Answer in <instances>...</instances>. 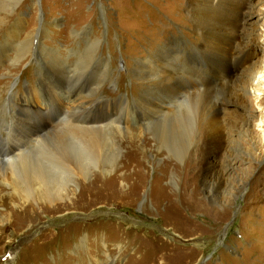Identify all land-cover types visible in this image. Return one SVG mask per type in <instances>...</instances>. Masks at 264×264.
<instances>
[{
    "label": "rangeland",
    "instance_id": "1",
    "mask_svg": "<svg viewBox=\"0 0 264 264\" xmlns=\"http://www.w3.org/2000/svg\"><path fill=\"white\" fill-rule=\"evenodd\" d=\"M176 1L0 0L5 21L0 26V98L7 101L10 96L14 104L28 108L31 121L14 127L17 133L11 139L12 146L24 149L16 138L27 135L28 139L35 127L53 129L57 112L43 117L41 111L53 103L60 109L68 108L84 96L70 94L50 70L43 78L38 77V68L50 64L44 52L36 55V63L29 56L15 62L12 44L36 34L41 26L45 32L41 42L55 53L53 62L75 63L79 59L76 55L88 48L86 42H101L97 56L107 61L113 76L110 74L112 78L107 81L111 84L100 85L101 98L105 99L100 106L119 107L113 99L122 95L131 105L123 104L122 116L112 119L137 134L146 113L132 103L144 90L131 77L132 59L148 60L153 53L169 50L182 70L193 68L192 77L182 75L173 80L180 93L186 90L193 94L207 89V82L215 76L243 64L236 57L220 58V64L217 58L203 53L201 35L192 32L183 15L185 0ZM246 1L251 7L240 12V24L249 12L251 44L243 57L248 59L249 53L250 60L260 61L264 74V0ZM33 44L35 47L36 42ZM88 72V67L74 70V74L95 81V75ZM174 77L165 73L163 80ZM46 83L55 93L45 88ZM68 83L65 80V85ZM117 83L120 88L112 85ZM88 84L86 80L82 86L87 89ZM248 93L245 104L233 103L229 108L247 120L250 135L242 145L261 160L236 162L225 175L227 185L222 190L212 179L213 201L196 196L197 164L185 157L187 169L182 178L185 161L176 160L165 150L161 154L150 133L137 143L143 149L142 139H148L141 154L131 152L128 145L120 146V137L111 135L114 145L97 146L106 149L103 162H98L97 168L90 166L85 181L70 179L63 201L32 207L17 200L21 196L18 191L6 188L0 192V225L4 228L0 233V264H264V78L255 80ZM9 108L2 116L3 125L8 122L9 126L11 117L18 113L14 106ZM5 133L1 132V137ZM250 143H255L258 150L252 151ZM113 150L117 157L110 163ZM227 153L235 154L222 151L213 160L216 167L224 166ZM167 159L172 165L165 163ZM106 170L108 173L103 174ZM10 214L14 219L9 220ZM28 214L33 216V226L22 220L21 215Z\"/></svg>",
    "mask_w": 264,
    "mask_h": 264
},
{
    "label": "bare ground",
    "instance_id": "2",
    "mask_svg": "<svg viewBox=\"0 0 264 264\" xmlns=\"http://www.w3.org/2000/svg\"><path fill=\"white\" fill-rule=\"evenodd\" d=\"M14 4L16 3L14 2ZM250 7L251 5L246 0H185L183 15L188 21L187 25L193 29L192 32H195L198 37L201 35L202 44L199 43L201 51L210 58H217L220 64V58L226 57L228 60L231 57H236L241 63L243 62L233 71L226 70L224 75L220 74L215 76L213 81H206L208 87L205 90L202 89L203 91L193 94L186 90H182L181 93L178 91L180 89L177 90L174 81L180 79L182 75L187 78L192 77L193 68L188 66L182 70V66L176 62L175 57L173 58L171 55L172 52L167 49H162L160 54L149 55L148 60L145 58L131 60L130 73L134 84L144 87L141 98L132 101L146 113L145 123L141 125L142 128L140 127L138 134L135 130L124 129L123 124L117 123V119H112V116H122L124 105L130 103L129 101L125 103L126 99L122 95H117L116 99H113L116 100L119 107L109 104L106 105L107 108L105 104L100 106L102 100H105L101 98L100 85L107 83L113 75L107 66V61L97 56L101 48L99 40L86 42L89 44L88 48L85 51L81 50L76 55L79 59L75 63L66 61V63H59L57 60L53 62L56 57L53 55L55 53L43 46V41L41 42L45 37L42 26L36 31L37 35H28L21 42L12 44L15 62L29 56L36 63V55L39 52L41 54L44 52L45 55H49L50 64L40 63L42 65L38 68V77L43 78L45 73L50 70L53 77L55 76L54 79L62 81V86L64 85L65 90L70 91V94L84 96L79 98L78 102L80 103L75 101L68 108L60 109L52 102L53 104L49 108L41 111L43 117L57 112L56 124L52 126L53 129L48 131L45 127L39 130L29 126L32 133L30 132L28 139L27 135L25 138H16L20 139V146L25 147L24 149L13 147L11 139L15 138L17 133L15 126L23 127L29 123L28 108L14 104L10 96L7 101L0 98V133L6 130L5 137L0 135V192L6 188L18 191L21 196L17 198L16 195L17 200L23 205L28 204L32 207H46L63 201L66 198L67 190L70 189V179L85 181L91 169L90 166L97 168L98 162H103L106 149L103 150L104 146L100 149L97 148L99 144L106 143L108 145L109 143L112 146L114 144L110 137L117 135L122 140L119 143L120 146L128 145L131 152L141 154L148 146V139H142L143 149L137 143L142 136H147L150 133L153 144L159 151L161 150V154L165 150L168 155L174 156L182 163L187 157L191 162L197 164V175L194 177L196 196L202 201H213L214 197L210 196L211 185H213L210 181L212 179L222 190L227 185L224 177L232 171L236 162L242 163L247 160L258 162L261 160V157L257 159L255 155L251 154V151L244 149L242 145L243 140H246L250 135L247 120L241 113L239 115L235 110L229 108L233 103L239 106L245 104L244 100L249 94V87L255 80L264 78L259 66L261 62L250 60L249 53L248 59L243 57V52L251 44V34L247 31V26H251L252 23L248 21L251 16L248 12L246 23L240 24V12ZM2 13L3 10L0 9V26L5 23L2 21ZM35 35L36 37L40 35V39L37 40ZM83 35L85 39L90 40L85 33ZM33 42H36L35 47H33ZM33 50L34 54H32ZM170 59L171 61L168 62ZM78 63L79 65H77ZM174 64L179 67L175 68ZM182 64L184 66V63ZM78 66L88 67L87 74L89 76L94 74L96 80L92 81L74 74V70ZM127 71L128 69L125 68L124 72ZM165 73L175 76L174 79L168 82L164 81ZM260 73L262 75L257 77ZM65 80L69 82L68 85H65ZM86 80L90 81L87 89L82 86ZM256 84L258 83L256 82ZM112 85L120 88L118 83ZM45 88L55 93L54 87L47 84ZM9 104L14 106L18 113L11 117L8 126V122L3 125L2 116L10 109ZM149 142H151L150 138ZM249 146L252 151L258 150L255 143H250ZM225 150L233 151L235 154L227 153V157L223 161L224 166L216 167L213 160ZM199 156L201 157L199 158ZM116 157L117 153L113 150L110 163L115 162ZM165 163L172 165L170 159H167ZM184 163L182 178L185 177L187 169L186 161ZM111 166L113 165L111 164ZM173 167L175 168V166ZM104 173H108V170ZM172 179H174L173 176ZM174 181L176 180L174 179ZM235 196L233 195V197ZM9 204L18 208L14 203L9 202ZM10 216L9 220L14 219L12 214ZM21 216L27 226L34 225L31 214L26 217ZM0 224H3L2 220H0ZM1 225L0 233L4 229ZM110 264L112 263L110 262Z\"/></svg>",
    "mask_w": 264,
    "mask_h": 264
}]
</instances>
